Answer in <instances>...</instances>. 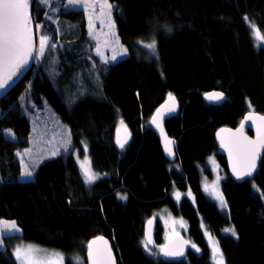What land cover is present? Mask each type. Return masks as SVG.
<instances>
[{
  "label": "trees",
  "instance_id": "1",
  "mask_svg": "<svg viewBox=\"0 0 264 264\" xmlns=\"http://www.w3.org/2000/svg\"><path fill=\"white\" fill-rule=\"evenodd\" d=\"M110 1L122 41L132 49L136 41L154 39L158 58L139 55L136 47V54L105 64L82 44L84 10L67 7L65 0H35L36 32L50 40L35 67L0 99V160L12 167L16 150L28 140L32 101H46L62 117L73 145L39 164L32 178L2 181L0 218L19 225L18 239L71 255L84 257L93 238L106 236L118 264H214L205 227L217 238L224 264H264V157L255 177L239 183L215 140L219 127L238 126L247 111L264 113V41L258 45L243 19L264 34V0ZM213 89L225 92L222 104L205 99ZM169 93L180 101L166 122L177 139L174 162L150 126ZM121 122L130 131L128 142L118 134ZM83 144L100 174L90 184L75 156V148L84 152ZM211 155L224 168L226 211L202 187ZM165 206L185 219L195 245L182 261H164L157 253L161 229L154 234V254L144 247L145 222ZM0 264H18L11 246L0 248ZM66 264L74 263L69 258Z\"/></svg>",
  "mask_w": 264,
  "mask_h": 264
},
{
  "label": "rangeland",
  "instance_id": "2",
  "mask_svg": "<svg viewBox=\"0 0 264 264\" xmlns=\"http://www.w3.org/2000/svg\"><path fill=\"white\" fill-rule=\"evenodd\" d=\"M53 1L54 0H49V3L45 4L42 0V3L43 5H51ZM55 1L59 2L60 0H55ZM65 2L67 7L69 8L84 10L86 15V22H85L86 27L84 33L81 35L82 44L85 48L88 46L89 51H92L95 54H97L103 63L105 64L115 63L120 61L121 59L129 57L130 55L133 54V52L136 54V47L139 49V55L145 56L146 58H155V59L158 58L157 44L154 39H149L145 41L144 40L136 41L135 44L137 45L138 43L139 45L136 46L135 44H133L132 49L128 44L122 41L115 21L116 9L114 4L110 0H107V3L113 6L110 9L111 12L110 17L107 15V12L109 10L102 11L100 8V5L104 3V0H65ZM84 2L95 4V7L85 8ZM34 3L35 0L33 1V6ZM53 6L54 8H57V4H54ZM90 17H91V22L89 19ZM110 23L114 25V28L109 27ZM34 26L36 32L35 22H34ZM41 35L42 33L39 34L38 36L36 32L38 49H39V37ZM105 41L108 42L107 45L105 44ZM153 42H155L154 48L147 47V45L152 44ZM257 43L258 45H261L262 41ZM97 46L100 47V53H98L96 50ZM123 49H126V52L123 51ZM114 55L116 56L115 60L111 59L112 56ZM39 56L40 55L38 54L37 61L40 58ZM24 98L25 100L29 99L27 95H24ZM32 104L35 107L34 110L29 109ZM28 107L29 108L26 109V113L29 114L32 120L31 134L28 140L25 141V143L21 144L22 146L21 149L16 150L14 155L15 157L12 161V167L11 164L10 165L8 164L9 165L8 167L7 165L3 164V162H1L0 160V185L2 181H5L7 179L28 180L32 178L33 172L39 164H41L43 161L51 157H55L59 155L62 152L70 151L71 146L73 145L70 128L67 126V124L62 119V117L54 109H52L46 103V101L43 100V102L38 105H36V103L33 101L28 102ZM125 128L126 127L122 124L118 130L119 132L118 134L122 141L124 140L127 141V135L125 134L124 131ZM9 133L10 134H8V136L10 138L18 140V135L16 133H14L13 131H10ZM53 151L57 152L58 154L52 156L51 153ZM75 155L79 161L80 167L82 163H85L87 165L90 162L91 172L94 173L98 179L100 174L93 169L89 157L84 156V154L82 153L80 154L79 150L76 148H75ZM211 156H212L211 158L210 157L208 158L207 166L211 168L212 172H210L211 174H209L208 176L205 174L206 176L203 177V185H204L203 190L205 189L204 191L217 202L221 210L226 211L227 203L220 188L221 179L222 176H224V168L222 167V165H220V163L218 162V160L215 158L214 155ZM1 164L4 165V169L2 168ZM25 166H27L28 171L32 172V176L30 178H26L22 176V173L25 171ZM18 168L20 170L19 173L16 172ZM10 169H12L13 172H11ZM81 170L83 173V178L85 180L84 171L82 168ZM6 172L8 173V175H6ZM97 179H95L94 181H96ZM213 187H215L216 192L222 195L223 201L225 202V206L222 207L220 200L216 198V195H214ZM153 216L157 219L158 223H160L161 225L160 227L162 229L163 238H164V242L161 244V246H164L167 240L172 238L173 236L185 233L187 231V223L185 219L181 216L175 215L167 206L156 211L153 214ZM0 220L14 221L10 219H2V218H0ZM16 225L19 231H13V232L0 231V248L11 246V250L14 255L17 246L32 245L36 248L47 250V252L49 253H59L60 255L65 257L64 264H66V260L69 258L72 260L74 264L85 263L86 261L85 256L83 257L82 255H78V254L71 255L57 248L48 247L39 243L28 242L23 239H18L16 235L20 234L22 231L17 223ZM157 227L158 229H156V231L158 230L159 232L160 230L159 225H157ZM205 235L207 237L210 246L211 257H212L213 243H215L222 252L217 238L207 228H205ZM161 246L157 247V253H159V255L161 253L160 252ZM191 247L193 248V243H191ZM17 262L18 264H20L19 261Z\"/></svg>",
  "mask_w": 264,
  "mask_h": 264
},
{
  "label": "snow or ice",
  "instance_id": "3",
  "mask_svg": "<svg viewBox=\"0 0 264 264\" xmlns=\"http://www.w3.org/2000/svg\"><path fill=\"white\" fill-rule=\"evenodd\" d=\"M43 2L47 4L49 3V0H43ZM29 6V0H0V95L5 94L7 90L12 87L15 82L14 77H16L20 70L28 64L29 59L33 56L34 38ZM84 7L94 8L95 4L84 2ZM112 7L111 4L107 3V0H104V3L100 5L102 11L109 10L107 12L109 17L111 15L110 9ZM89 19L91 22V17ZM243 19L249 24L256 41H264V34L261 33V30L251 22L248 17H244ZM109 27L114 28V25L110 23ZM49 40L50 38L46 35H41L39 37V55H43ZM107 43L108 42L105 41L106 45ZM147 47L154 48L155 42L147 45ZM96 50L100 53L99 46H97ZM123 51L126 52V49H123ZM111 59L115 60L116 56H112ZM207 98L209 100H220L223 98V93H208ZM175 102V97L169 93L168 100L156 110V113L151 118V123L158 128H161L162 132L161 121L165 114L175 111ZM245 121H251L255 125L256 139L251 140L242 135L244 123H242L241 127L237 129L235 134H233L236 137V140L234 141L236 155L233 159V172L236 173L238 178L250 176L252 174V171L256 167V159L260 155V150L264 149V115H255L254 113L249 112L245 117ZM117 142L120 144L121 148L124 147L123 142H120L119 140ZM172 143L173 141L168 140L167 138L165 139V150L169 155L172 154V149L170 147ZM221 143L223 145L224 141L222 140ZM57 154L58 153L55 151L51 153L52 156ZM229 155H233L231 150ZM81 168L84 171V177L87 183H91L97 179V176L91 172L90 162L87 165L82 163ZM22 176L26 178L32 176V172L27 170V166H25V171L22 173ZM213 193L216 195V198L220 200L221 206H225L222 195L216 192L215 187H213ZM176 195L177 198H179L180 194L177 193ZM120 198L127 199L126 196ZM148 224L151 225L152 220H149ZM0 231L13 232L19 231V229L17 228L15 221L0 220ZM224 231L231 233L232 236L238 238L234 228H226ZM98 242H102L104 247H97ZM151 242V232L149 231L146 233L144 247L150 255L154 254L152 253V250L148 248V245ZM193 247H195V245H193ZM87 248L88 259L91 264H115L111 249L108 247V242L103 240V237H97L95 240L90 241ZM197 251H199V249H197ZM160 252L166 257L183 255L182 250H172L167 244L160 247ZM14 255L20 264H64L65 260V257L59 253H49L47 250L39 249L32 245L17 246ZM212 258L214 264H224L223 253L215 243H213L212 247Z\"/></svg>",
  "mask_w": 264,
  "mask_h": 264
},
{
  "label": "water",
  "instance_id": "4",
  "mask_svg": "<svg viewBox=\"0 0 264 264\" xmlns=\"http://www.w3.org/2000/svg\"><path fill=\"white\" fill-rule=\"evenodd\" d=\"M33 1L34 0H29V12H30V16H31V27H32V31H33V42H34V50H33V56L29 59V62L27 65H25L20 72L18 73V75L16 77H14V83L12 85L11 88H9L7 90V92L3 95H0V99L3 98L7 93H9L36 65L37 63V56H38V44H37V37H36V32H35V26H34V20H33V16H32V7H33ZM213 92H219V93H223V98L220 100H209L207 98V94L208 93H213ZM175 97V111L172 113H168L165 114L164 118L161 121V125H162V129L163 132L161 131V128H158L156 125L151 123V119H150V126L153 129V131L157 134L161 146H162V150L166 156V158L171 161L174 162L177 160V139L173 136H171L169 134V132L167 131L166 128V122L167 120L171 119L174 114L176 113V111L178 110L179 106H180V101L177 98L176 95H173ZM205 99L208 100L210 103L215 104V105H220L225 101L226 98V94L224 91L219 90V89H213L211 91H208L205 95H204ZM168 100V98L163 101L158 108L161 107V105L165 104V102ZM157 108V109H158ZM156 109V110H157ZM155 110V113H156ZM249 112L254 113L255 115H264V113L260 112V111H256V110H249L245 113V115L243 116L240 124L236 127H232V126H221L219 127L216 132H215V140L216 143L218 145V149L219 152L226 158V162H227V167H228V171L230 173V175L234 178V180H236L237 182L241 183L246 181L247 179H253L257 173V170L260 166V163L264 157V149L260 150V155L257 157L256 159V167L255 169L252 171V174L250 176H243L238 178L236 173L233 172V159L236 155V147L234 144V141L236 140V137L233 135L236 133L237 129H239L241 127V124L244 123V128L242 130V135L248 137L251 140H255L256 139V130H255V125L251 122V121H245V117L249 114ZM154 113V114H155ZM153 114V115H154ZM152 118V117H151ZM224 130V131H221ZM127 135V141H129L130 139V133L126 132ZM171 140L173 141L172 145L170 146L172 149V154L169 155V153L165 150V139ZM224 141L223 145L221 143V141ZM230 150L232 151L233 155L230 156L229 152ZM152 220V224L149 225L148 221ZM157 223V219L155 217H151L149 218L146 222H145V227H144V231H145V238H146V233H148L149 231L151 232V243L148 245L149 248L154 249L155 248V239H154V228L155 225ZM97 237H103V240L108 242V247H110L111 252H112V256L115 260V264H118V257H117V253L112 245L111 240L106 237V236H97ZM97 237L93 238L92 240H95ZM91 240V241H92ZM168 245L170 249L172 250H182L183 251V255L182 256H176V257H166L163 255V253H160V257L164 260V261H182L184 259H186V257L189 255L190 251H191V243L190 240L187 238V236L182 233V234H178L173 236L172 238L168 239L167 242L165 243V245ZM97 247L99 248H103L104 245L102 242H98ZM85 257H86V261L84 264H91L90 260L88 259V248L86 247V252H85Z\"/></svg>",
  "mask_w": 264,
  "mask_h": 264
},
{
  "label": "flooded vegetation",
  "instance_id": "5",
  "mask_svg": "<svg viewBox=\"0 0 264 264\" xmlns=\"http://www.w3.org/2000/svg\"><path fill=\"white\" fill-rule=\"evenodd\" d=\"M79 150V153L81 154V151H80V149H78ZM216 158V157H215ZM205 170H208V171H203V177L204 176H208L209 174H211L210 172H212L211 171V168L209 167V166H206V168H205ZM206 174V175H205ZM202 187L204 188V185H203V178H202ZM205 190V189H204ZM214 200V199H213ZM215 201V200H214ZM216 202V201H215ZM217 203V202H216ZM218 205V204H217ZM166 207V206H165ZM219 208H220V206H218ZM163 208V207H162ZM221 209V208H220ZM154 217V216H153ZM157 225H159V227L161 226L160 225V223H158V221H157V223H156V226H155V228H154V234L157 232L156 231V229H158V227H157ZM187 229H188V227H187ZM204 231H205V227H204ZM186 233H187V231L184 233L185 235H186ZM191 243V242H190Z\"/></svg>",
  "mask_w": 264,
  "mask_h": 264
},
{
  "label": "bare ground",
  "instance_id": "6",
  "mask_svg": "<svg viewBox=\"0 0 264 264\" xmlns=\"http://www.w3.org/2000/svg\"><path fill=\"white\" fill-rule=\"evenodd\" d=\"M122 124L126 127V128L124 129L125 134H126V132H129V133H130L129 129L127 128V126L125 125L124 122H121L119 126H121ZM118 130H119V128H118ZM118 133H119V132H118ZM83 149H84V152H83L82 154H84V156L89 157L88 150H87L86 146H84V144H83ZM75 156H76V155H75ZM76 159H77V157H76ZM89 159H90V157H89ZM77 161H78V159H77ZM78 162H79V161H78ZM155 226H156V225H155ZM160 229H161V227H160ZM161 234H163V233H162V229H161ZM154 239H155V238H154Z\"/></svg>",
  "mask_w": 264,
  "mask_h": 264
}]
</instances>
